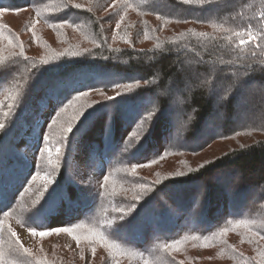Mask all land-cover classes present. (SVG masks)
<instances>
[{
    "label": "trees",
    "instance_id": "16d2710c",
    "mask_svg": "<svg viewBox=\"0 0 264 264\" xmlns=\"http://www.w3.org/2000/svg\"><path fill=\"white\" fill-rule=\"evenodd\" d=\"M5 13L25 20L0 22V260L81 264V246L12 253V214L98 228L126 264H264V0H0ZM79 146L100 190L75 184Z\"/></svg>",
    "mask_w": 264,
    "mask_h": 264
},
{
    "label": "rangeland",
    "instance_id": "374dc122",
    "mask_svg": "<svg viewBox=\"0 0 264 264\" xmlns=\"http://www.w3.org/2000/svg\"><path fill=\"white\" fill-rule=\"evenodd\" d=\"M0 15H2L0 22L6 21L5 23L9 22L10 25L15 26V27L19 26L20 23L25 20V17L23 16L20 17L17 15H8L7 13L0 14ZM244 88H245L244 92H247V91L250 92L251 90H257L256 88L253 87L252 84H250L249 86L247 85ZM181 90L186 91V88L182 86ZM211 92L213 94H218V92H215L214 90H212ZM36 102H37V99H36ZM36 102H34V105H36V107L38 108L39 105L37 106ZM242 102H243L242 106L245 107L246 109L250 108V105H252L253 103L250 99H244ZM31 107L32 106H30V108ZM172 108H175V106L173 105ZM48 113L49 112H45L46 115H48ZM39 116H42V115H39ZM214 133L215 132H213V134ZM208 137L209 135L207 136L205 135V137L199 139L197 143L199 144L202 143L203 140ZM80 148L81 146H79L78 150L73 154L75 162H74L73 169L70 170V173L72 172L73 174L78 175V177L75 179V184L83 188L88 187V186L90 188L93 186H97L99 187L98 189L100 190V187H102L101 185L104 181L103 180L104 178L100 177V183L94 179L96 172H94L95 174L93 175L92 171H95L96 169H98V167L93 163V160H92L94 156L93 154L90 157L86 156L84 154V149L81 150ZM25 156L28 159L31 158V155L29 152H26ZM137 156L138 155H136V157ZM82 161H86L87 164L83 163ZM147 171L152 172L153 169L147 168ZM138 174L146 175V170L144 171V173L142 172V170L137 171L136 173L137 179L140 178L139 176H137ZM92 175H93L92 179H89L88 177L89 176L91 177ZM119 175L121 176L120 178H122L124 175L123 171L120 172ZM234 175L235 176L231 178V182L235 184H240L241 183L240 177L236 174ZM250 175H253V174L251 173ZM221 176L224 177L223 180H226L229 174L226 171L219 172L218 177L213 181H218V179H220L219 177ZM124 179H125V182L129 184L126 176H124ZM105 180L108 181L109 178ZM122 189L118 191H121ZM261 195L262 193L260 191L256 190L255 188L252 189L249 195L250 198L246 204V207L251 206L256 200L260 198ZM8 217L12 221L8 225V229H6L5 237L6 235L7 236L10 235V237L14 238L16 242H19V243H16L17 246H15L17 247L16 252H12V250L10 249V253L11 252L12 253H18V252L22 253L23 251H25V249H27L28 251H31L30 253H33L35 250L37 251L40 250V252L42 253L41 257H46L45 255H48L49 253L53 254L52 250L57 248L58 245L59 246L61 245L62 247L64 248L66 247L73 253L77 254L79 252L78 248L81 246L80 252L78 253L80 254L78 261L81 264H85V263L86 264H126L127 262L131 263L132 257L128 255L127 251H121L120 249L117 248L118 247L117 245L110 243L107 240H102L101 238H99L98 234L95 232L98 230V228L96 229L93 226H90V228L81 227L80 229H75L73 231H61V230L51 231L50 229L47 230V228H42L41 226H39L40 221L36 223L38 224L36 226L35 225L28 226V225L23 224L22 219L17 215L14 216L12 214H9ZM80 239H84L85 241L81 242L83 240H80ZM9 245H11V242L9 243ZM19 246L25 249H22L20 251L18 250ZM51 256H53L54 258V255H51ZM27 259H30L28 255H27ZM1 260H0V264L8 263V261H5L3 259ZM57 262H60V261H57Z\"/></svg>",
    "mask_w": 264,
    "mask_h": 264
}]
</instances>
